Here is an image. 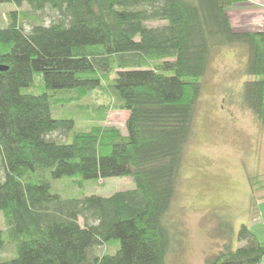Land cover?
<instances>
[{"label":"trees","instance_id":"trees-1","mask_svg":"<svg viewBox=\"0 0 264 264\" xmlns=\"http://www.w3.org/2000/svg\"><path fill=\"white\" fill-rule=\"evenodd\" d=\"M239 1L0 0L30 6L0 28V264H167L187 236L164 220L216 49L245 51L242 101L264 124V32L233 30L227 10ZM47 10L59 15L49 26L38 15ZM101 92L111 104L91 115L128 112L126 134L95 124L72 136L74 120L53 115ZM76 176L130 177L136 187L109 197L52 191V181ZM102 245L117 251L98 254ZM263 260L264 242L243 226L205 264Z\"/></svg>","mask_w":264,"mask_h":264},{"label":"rangeland","instance_id":"rangeland-1","mask_svg":"<svg viewBox=\"0 0 264 264\" xmlns=\"http://www.w3.org/2000/svg\"><path fill=\"white\" fill-rule=\"evenodd\" d=\"M29 9L27 3L21 8L15 3L0 4V28L8 25L9 13ZM38 15L43 16L46 26L59 20L51 10ZM23 24L27 31L31 29V23ZM159 25L162 24H151ZM247 60L241 48L216 49L201 79L202 96L196 106L177 196L164 220L172 235L182 230L187 236L182 244H176V253H169L167 264H205L204 258L223 250L232 229L237 235L243 226L253 233L264 228L258 218L264 209V124L242 101L243 85L249 77L240 76L239 71ZM110 101L108 93H96L67 106H54L53 115L74 120L72 136L95 124L116 127L126 134L128 112L109 110L97 122L98 116L91 115L94 105H108ZM51 136L61 141L69 139L61 132ZM3 175L0 160V179ZM135 187L130 177L90 181L76 176L52 181V191L65 199L109 197ZM0 231H5L2 213ZM243 245L234 241L235 248ZM116 251L103 245L97 248L98 254ZM1 255L10 257L12 251Z\"/></svg>","mask_w":264,"mask_h":264},{"label":"crops","instance_id":"crops-1","mask_svg":"<svg viewBox=\"0 0 264 264\" xmlns=\"http://www.w3.org/2000/svg\"><path fill=\"white\" fill-rule=\"evenodd\" d=\"M227 13L234 31L264 32V0H240L228 8ZM258 218L264 226V209L259 211ZM254 234L259 241L263 242L264 228ZM261 264H264V260Z\"/></svg>","mask_w":264,"mask_h":264},{"label":"water","instance_id":"water-1","mask_svg":"<svg viewBox=\"0 0 264 264\" xmlns=\"http://www.w3.org/2000/svg\"><path fill=\"white\" fill-rule=\"evenodd\" d=\"M6 70V68L0 67V71Z\"/></svg>","mask_w":264,"mask_h":264}]
</instances>
